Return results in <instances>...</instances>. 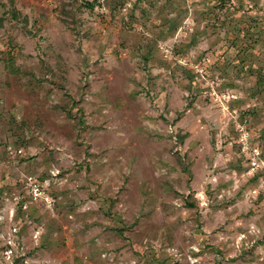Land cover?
Masks as SVG:
<instances>
[{
  "label": "rangeland",
  "instance_id": "374dc122",
  "mask_svg": "<svg viewBox=\"0 0 264 264\" xmlns=\"http://www.w3.org/2000/svg\"><path fill=\"white\" fill-rule=\"evenodd\" d=\"M0 264H264V0H0Z\"/></svg>",
  "mask_w": 264,
  "mask_h": 264
},
{
  "label": "trees",
  "instance_id": "16d2710c",
  "mask_svg": "<svg viewBox=\"0 0 264 264\" xmlns=\"http://www.w3.org/2000/svg\"><path fill=\"white\" fill-rule=\"evenodd\" d=\"M120 232H123L122 230Z\"/></svg>",
  "mask_w": 264,
  "mask_h": 264
}]
</instances>
